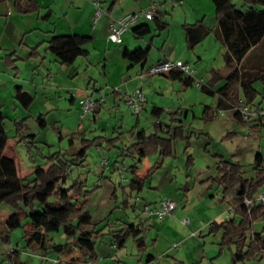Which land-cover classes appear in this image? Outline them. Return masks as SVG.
Returning <instances> with one entry per match:
<instances>
[{
    "label": "crops",
    "instance_id": "obj_1",
    "mask_svg": "<svg viewBox=\"0 0 264 264\" xmlns=\"http://www.w3.org/2000/svg\"><path fill=\"white\" fill-rule=\"evenodd\" d=\"M33 1L36 8L29 13H25L22 12L20 7L15 6L14 0H0V101L3 105L8 101L17 107L14 100V89L21 88L32 97V103L26 111L29 109L31 111L34 103L36 104L37 100L39 102L40 107L37 109V113H33L32 117L37 115L38 117L40 115L47 116L52 111L68 112L69 107H75L79 120L89 119L95 122L97 115L102 112V105L106 103L107 97L112 103V112H120L119 104L123 103V99L122 96L113 94L112 91L115 88H118L123 94L132 92L136 87L141 86L144 93V86L146 84L150 85L151 82V90L157 94V86H154V82L155 85H158L157 81H161L160 77H164L170 82V93L178 92L176 90L180 91V86L182 85L178 80L171 79L170 73L151 77L145 74L146 71L150 67L166 60L182 61L190 65V52L196 55L197 61L200 62L201 56L199 55L200 53L196 52V49L204 41H207L211 34L214 35L216 41L221 43L217 36L218 23L211 0ZM93 1H97L103 10L96 24L92 22L95 10L92 5ZM237 8L246 11L243 5ZM150 9L154 10V19L146 20L142 18L139 22L132 25L129 31L123 34L121 44L115 45L107 41L108 27L112 21L129 14ZM197 24L200 25V28L192 30L186 36L184 27ZM66 35L89 37L91 40L85 46L88 55L85 58H77L69 68L60 65L55 56L48 51V42L52 37ZM196 41L197 43H195ZM189 42L191 44L195 43L192 48H189ZM138 49L147 51V59L144 63L132 64L123 58L125 50L133 52ZM222 53L224 54V49H222ZM89 70H91V73ZM226 70L224 75H220L218 70L213 68L207 71L208 76H206L209 81L207 86L211 90L218 85L217 83L220 79L225 82L228 75L232 72V68L226 66ZM82 71L84 72L81 73ZM97 75L101 76L98 79L102 85L100 92L97 91V87L93 84L95 81L92 79L94 76L97 77ZM198 76H200L199 73ZM89 87L92 88L91 91H89ZM158 88L160 90L161 87L158 85ZM90 92H92L91 96L95 101L104 98V103H100L101 107L91 116L81 118L80 101ZM102 94L103 96H101ZM62 95L69 97V107L66 106L65 103L67 102L62 99L63 97L58 98V96ZM53 98H58L60 101H57L55 105ZM145 98L146 104L143 111L148 110L149 104L146 95ZM241 100L244 101V98L239 99V101ZM261 104L264 105V102ZM160 106L153 103L152 109L159 108L164 112L166 108ZM151 115L155 117L152 110ZM232 117L234 121L241 124L233 114ZM156 120V123H159L158 119ZM262 125H264V122H257L255 126L259 127ZM140 131H145L147 135L152 134V129L150 128L147 131L141 129L140 121L137 119L134 132ZM135 142V136L131 134L122 147L117 149L119 151L113 150L116 149L115 144L111 146H104V143L96 144L102 154L107 153L108 164L111 162V156L114 157V160L108 170L101 168L102 171L96 173L99 174V179L92 189L95 192L91 195L89 201L93 199L97 201L92 206L91 203L87 205V212L91 215L93 224L103 221L109 215V211L112 210V198H117L116 186L118 185L122 188L120 184L121 176L116 172L117 168L122 165L121 163H124L120 152L128 149ZM8 147L7 141L5 149L7 150ZM76 148L77 146H74L73 150L78 151L80 149V147ZM147 160L143 159L137 165L134 175L126 174L129 175V183L134 176L142 183L141 187H130L128 183L126 187L130 191V196H132V192L139 194L144 187L148 191L157 192L160 196V190H163L170 183L169 170L164 172L159 170V173L161 171L159 175V173H154L153 164L152 167L149 166V169L146 170L145 175L140 174L139 167L143 164L146 167L149 164ZM132 163L130 161V165ZM157 169H159V166ZM190 173H192V169H190ZM155 176L158 177L155 178ZM189 185L187 187L181 186L180 189L183 196L182 199L186 203L182 207L185 209L184 212H177L178 203H176L173 213L169 217L162 219L161 222L146 218L135 203L134 207H131L133 212L136 214L138 212L132 224L139 225L144 231V250L147 253L145 255V253L141 254L138 252L134 264L147 263L146 257L148 255L153 258L149 261L151 264H218L215 260L220 253L218 254L214 243L208 246L206 241L200 242L197 240V237L203 234V228L198 231H191L185 227L189 221L184 220L183 223L182 216L186 214L185 212L189 207L188 202L191 199ZM207 188L209 189V187ZM207 188H205L204 192L201 191L200 194L205 196ZM123 199L126 201L127 196L125 195ZM159 200L161 199H158L155 201L156 203L154 202V205L150 206L152 208L156 207ZM126 203L124 202V204ZM156 229L161 231L155 234V238L151 241V248L147 249L146 238ZM63 242L59 241L57 244L61 245ZM173 245H176V247L173 248ZM112 249L115 250L113 247ZM116 254L117 256L120 255V251L118 250ZM79 256L78 251H75L70 257L61 258L62 263L68 264V262L79 258ZM37 257L41 260L43 258L41 256ZM14 262V264H22L16 258ZM118 262L121 263V261Z\"/></svg>",
    "mask_w": 264,
    "mask_h": 264
},
{
    "label": "rangeland",
    "instance_id": "obj_2",
    "mask_svg": "<svg viewBox=\"0 0 264 264\" xmlns=\"http://www.w3.org/2000/svg\"><path fill=\"white\" fill-rule=\"evenodd\" d=\"M232 3L237 7L243 5L246 10L249 9L243 0H232ZM250 7L257 11L263 9L259 5H252ZM208 38L207 41H204L196 49V52L200 53L199 55L201 56L200 62L197 61L196 55L190 52L191 59L189 61L191 64H188L196 71L197 79H203L206 86L209 84L207 78V71L209 69L218 70L220 75H224L225 71H227L223 60L224 54L222 53V49L224 48L222 44L216 41L213 34ZM263 68L264 42L256 50L251 51L242 64V69L251 80L256 78L259 70ZM89 72L91 73V70ZM198 73L200 76H198ZM99 78L101 76L97 75V77L94 76L92 79L95 81L93 84L97 87V91L100 92L102 85L99 82L100 80H98ZM160 78L161 81H157V84L161 87L160 90L154 82V86H157V94L151 90V82L150 85L146 84L144 86V94L149 101L148 110L143 111L138 117L133 116L122 102L119 104L120 112L113 113L111 109L112 103L107 97L106 103L102 105V112L97 115L95 122L89 119L81 121L78 119L76 108L69 107V97L62 95L58 96V98L63 97L62 99H65L67 102L65 104L69 107L68 112L52 111L47 116L44 115L45 127L41 128L37 122L38 115L32 117L33 113H37L36 111L40 107L38 100L31 107V111L30 109L28 111L22 109L16 101L17 107L8 101L4 105L1 103L2 113L5 117L3 126L8 136L9 145L2 155L16 162L20 177H27L31 173L33 165L29 159L28 150L23 144L18 143V139L15 136V121L25 119L28 134L35 136L33 140L34 146H31L30 150L35 161L34 165L37 166H42L47 158L57 152L65 153L66 151H72L69 150V137L71 134L77 133L79 135L75 140L74 146L79 148L80 142H83L82 140L92 142L94 145L87 150L83 166L70 169L63 187L67 189L77 181L84 183L86 190L90 191L98 183L99 174L96 173L102 171V167L99 164L100 160L109 161L107 153L102 154L99 146L96 144L104 143V146H111L112 144L109 141H112L116 147L113 150L119 151L117 149L121 148L126 140L130 138L131 130L136 126L137 119L140 121L141 129H145L146 131L148 128L152 129L153 125L156 124V119H158L162 130L165 132V135H160L164 138L175 137L172 141V154L164 158L157 155L149 156L146 159H148L147 161L151 165L147 164L145 167L143 164L139 167V173L145 175L149 166L152 167L153 164L154 167L156 164L161 163L159 169H155L154 173H159V170L162 172L169 170L170 183L167 186L165 185L166 187L163 190H160V196L157 192L148 191L145 187L139 194L132 192V196H130V191L126 187L128 184L120 181L122 188L118 185L116 186L117 198H112V210L109 211V215L105 218V220L108 218V222L105 223L110 224L104 228L105 225L99 224L100 222L97 223L98 226L96 228L97 230H102L103 236L95 240L96 253L99 259L97 263L134 264L136 262L135 257L138 251L134 240L128 238L124 248L119 250L120 255L117 256L118 250L115 251L110 246L109 232L120 230L122 224H132L134 222V217L138 212L137 210V214L133 212L131 207L134 205V199L137 195L140 202L136 206L140 210L144 203L152 206L158 199H169L178 203L177 212H184L185 209L182 207L186 203L182 199L183 196L180 189L181 186L187 187L190 184L188 188L190 189L191 199L188 202L189 207L185 212L186 214L182 216L183 223L184 220L189 222L184 226L191 231H198L203 228L204 232L197 237V240L200 242L206 241L208 246L214 243L218 254L220 253L215 260L218 264H233L232 255L235 252L233 243H228L220 251L218 243L220 242L221 235L209 234L208 227L213 222L220 223L230 219L239 221L240 217L233 214V205L230 199L223 200L222 189L209 179L215 177V166L220 160L240 165L243 169V177L247 180L254 179L256 177V172L253 169L254 158L257 154H261L264 158V125L256 127V123H252L249 126H245L234 121L232 111L221 112L216 110L215 107L218 99L216 92L224 83L223 79H220L217 83L218 85L213 87L212 91L215 94L210 96L193 85L187 88L180 86V91L176 90L178 92L170 93V82L164 77ZM253 87L259 94L264 93V83L261 81H255ZM91 90L92 88L89 87V91ZM242 96L243 94L239 85H236L234 88V100L239 101L240 98H243ZM58 98H53L55 105L57 101H60ZM260 102L261 98L259 96L253 103L259 104ZM153 103H156L158 106L161 105L160 107H165L168 110L164 109L159 118L152 117L151 110ZM100 107V104H98L96 110ZM205 108L212 109V119L207 120L205 118ZM113 160L114 157L111 156V162L108 164V166L110 165L109 167H111ZM130 161L131 159H126L122 165L129 166ZM189 168L192 169V173H190ZM123 177L128 179L129 175L124 174ZM157 177L155 176V178ZM205 188H207V192L204 196L200 192H204ZM125 195L127 196L126 201L123 199ZM96 201L93 199L88 204L91 203L92 206ZM124 202L127 203L124 204ZM192 205L193 207H191ZM19 208L25 210L21 204H19ZM14 211L15 208L10 205H0V264H14L15 258L22 264H53L51 261H56L57 259L62 262L61 257L58 258L53 253H49L43 257L42 261L37 257H42L41 254L33 253L30 249H27L23 238V228H18L11 232L7 230L5 221ZM38 211H40L39 207L36 208V212ZM27 223V219L22 220L23 227ZM160 231L156 229L147 236V249L151 248V241L155 238V234ZM253 233H261L264 236V220H259L253 224L252 230H249L246 234L248 240ZM50 239L55 244L59 243V241H64L63 243L71 241L61 233L51 234ZM144 253L145 255L147 254L146 252ZM118 261H121V263ZM237 264H264V253L261 256L253 257L243 263Z\"/></svg>",
    "mask_w": 264,
    "mask_h": 264
},
{
    "label": "trees",
    "instance_id": "obj_3",
    "mask_svg": "<svg viewBox=\"0 0 264 264\" xmlns=\"http://www.w3.org/2000/svg\"><path fill=\"white\" fill-rule=\"evenodd\" d=\"M14 1L15 6L20 7L25 13L36 8L33 0ZM243 1L249 8L246 11L239 10L231 0H211L218 23L217 36L224 48L223 60L227 67L232 68V72L216 92L218 95L217 111H231L232 106L239 104V101L234 100L236 85H239L246 104H252L259 96L261 98L259 104L264 102V93L259 94L253 87L255 81L264 83V68L259 70L258 76L252 80L246 76L242 69V64L249 53L264 42V0ZM252 5H259L263 9L254 10L250 7ZM198 28H200L198 24L185 26L186 36ZM90 42L89 37L78 35L54 36L48 42V51L55 56L60 65L69 68L77 58H85L88 55L85 46ZM195 43L189 42V48H192ZM123 58L132 64L144 63L147 59V51L138 49L129 52L125 50ZM170 78L178 80L184 88L192 86V80L183 76L181 72H170ZM201 90L210 96L215 94L205 84ZM14 100L24 110H27L32 103V97L21 88L14 89ZM152 113L156 118H159L162 110L153 108ZM212 114L211 109L205 108L204 116L207 120L212 119ZM233 115L241 123L234 112ZM43 117L40 115L37 118L41 128L45 127ZM4 119L0 101V205L6 204L15 208V211L5 221L7 230L11 232L23 228V238L27 249L33 253L41 254L42 257L53 253L58 258H68L78 251L79 258L71 260L68 264L96 261L95 240L103 237L102 230H97L98 225L92 223L91 215L87 212V205L95 190H86L84 183L77 181L67 189L63 187L70 169L83 166L87 150L94 143L82 140L80 149L75 151L73 150L74 141L79 134H71L69 150L72 151L57 152L47 158L42 166H37L34 165L35 161L30 150V147L34 146L35 136L28 134L25 119L15 121V136L18 143L27 148L29 159L33 165L31 173L27 177H20L16 163L2 155L8 141L3 126ZM131 134L135 136V144L120 152L124 161L131 159L133 162L132 165L127 166L130 175H134L137 165L143 159L152 155L164 158L172 154V141L175 137L164 138L161 136L165 135V132L159 123L153 125L150 135H147L145 131L135 133L134 129L131 130ZM109 142L114 144L112 141ZM160 164H156L153 169H157ZM215 169V177L209 180L222 189L223 200L230 199L233 205L232 212L240 219L239 221L230 219L220 223L213 222L208 227L209 234L221 235L218 243L220 251L228 243H233L235 247V252L232 255L233 264L243 263L253 257L261 256L264 253V236L261 233H253L248 240L246 234L252 230L255 222L264 219V206L256 201L257 195L264 189V158L261 154L255 156L253 169L256 172V177L252 180L243 177V169L238 164L220 160L216 163ZM129 185L130 187H141L142 183L134 176L130 179ZM244 200L252 201L251 205L245 207ZM19 204L25 210L20 209ZM37 207L40 208L38 212H36ZM23 219L28 220L24 227L22 226ZM105 222H108V218L99 224L105 225L104 228H106L110 223ZM90 228L92 229L89 230ZM54 233H61L71 241L57 245L50 239V235ZM128 238H132L137 251L144 254V231L139 225L122 224L120 230L109 232L110 246L115 250L124 248ZM152 259V256L148 255L146 262ZM57 261L58 264H62L59 259Z\"/></svg>",
    "mask_w": 264,
    "mask_h": 264
},
{
    "label": "built area",
    "instance_id": "obj_4",
    "mask_svg": "<svg viewBox=\"0 0 264 264\" xmlns=\"http://www.w3.org/2000/svg\"><path fill=\"white\" fill-rule=\"evenodd\" d=\"M92 5L94 6V15H93V24L101 17L103 10L100 7V4L97 1H93ZM153 20L154 19V10H146L140 11L137 13L126 15L118 20H114L109 24L108 27V36L107 41L111 44L119 45L122 43V36L124 33L128 32L130 27L140 19ZM173 71L181 72L183 76L192 80V85L198 89H201L204 86L203 79H197L196 71L191 68L187 63L182 61H171L166 60L160 62L152 67H150L146 71L147 76H159L162 74L170 73ZM114 94L122 96L123 103L126 108L131 112L133 116H140L143 112L144 106L146 104V98L142 91L141 86L136 87L132 92L123 93L115 88L112 91ZM92 92L84 97L80 101V115L81 118H85L91 116L97 108V105L100 103H104V98H100L99 101H95L92 98ZM240 119L241 124L245 126H249L252 123L264 122V105L262 104H246L245 101H239V104L232 106L231 109ZM100 166L104 170H108L109 166L106 160H100ZM116 172L121 176L122 183H129V179H125L124 174H129V168L127 166L121 165L117 168ZM256 201L260 202L264 206V189L257 195ZM140 202L138 196L135 197L134 203L137 204ZM252 201L244 200L243 205L245 207H249ZM176 208V203L169 199L160 200L156 207H151L150 205L144 204L142 205L141 211L148 219L161 221L162 219L169 217ZM231 213V211H229ZM264 220V219H263ZM176 245H173L175 248ZM97 260H89L84 264H97ZM53 264L58 263V261H51ZM139 264H151L147 263H139Z\"/></svg>",
    "mask_w": 264,
    "mask_h": 264
}]
</instances>
